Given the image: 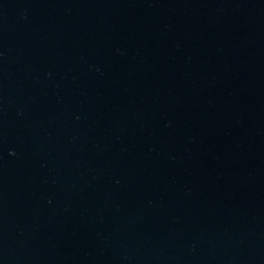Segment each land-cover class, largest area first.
<instances>
[{
    "label": "water",
    "instance_id": "water-1",
    "mask_svg": "<svg viewBox=\"0 0 264 264\" xmlns=\"http://www.w3.org/2000/svg\"><path fill=\"white\" fill-rule=\"evenodd\" d=\"M0 264H264V0H0Z\"/></svg>",
    "mask_w": 264,
    "mask_h": 264
}]
</instances>
